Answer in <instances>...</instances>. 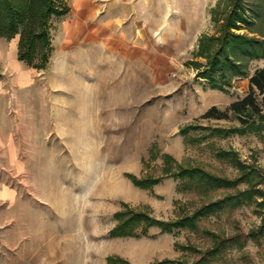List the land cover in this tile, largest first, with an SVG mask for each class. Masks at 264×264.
Wrapping results in <instances>:
<instances>
[{
	"label": "rangeland",
	"instance_id": "obj_1",
	"mask_svg": "<svg viewBox=\"0 0 264 264\" xmlns=\"http://www.w3.org/2000/svg\"><path fill=\"white\" fill-rule=\"evenodd\" d=\"M75 1L62 0L66 15L51 18L53 46L42 69L18 53L19 63L10 58L20 35L2 37L8 57L0 61L6 89L0 99V264H108L110 256L132 264L195 262L213 246L214 235L247 237L262 222L255 205L226 207L202 220L199 231L162 233L156 226L148 236L109 235L122 203L170 221L227 193L180 191L173 177L152 190L137 187L127 174L163 175V153L220 176L239 175L205 144L188 145L180 134L191 123H238L203 115L244 98L249 79H237L227 90L212 88L194 64L206 62L197 55L201 37L219 31L212 10L229 0H91L96 10L83 22ZM244 1L251 22L235 31L264 38V0ZM82 23L86 33L100 26L108 31L101 36L103 67L88 76L82 72L92 64L84 58L82 36L65 31L66 24ZM262 66L264 59L254 61L251 73ZM219 144L264 172L263 138L235 135ZM240 241L211 264H264V241L249 239L243 248Z\"/></svg>",
	"mask_w": 264,
	"mask_h": 264
},
{
	"label": "trees",
	"instance_id": "obj_2",
	"mask_svg": "<svg viewBox=\"0 0 264 264\" xmlns=\"http://www.w3.org/2000/svg\"><path fill=\"white\" fill-rule=\"evenodd\" d=\"M62 0H0V37L12 39L20 35L18 58L35 68H44L52 51L51 18L64 16L66 9H61ZM244 0L220 2L213 10V21L219 24V31L214 35H203L200 39L198 57L206 62H194L199 68L198 76L206 79L212 88L227 90L237 79H249L248 94L233 102L228 110L213 106L204 115L206 119H235L238 123L230 126H211L191 123L180 129L188 145L205 144L218 159L228 161L240 172L235 178L215 174L202 164L179 162L173 155L163 153V175L147 174L138 177L129 173L127 176L142 189L152 190L164 178L173 177L180 181V191H198L209 194L215 190H226L219 199L211 200L191 213L181 215L175 220L165 221L153 217L150 212L133 208L122 203L123 209L116 212V226L110 231V237L148 236L152 227H159L162 233H174L178 229L199 231L201 221L211 215H217L226 207L236 209L246 205H255L262 217L261 224L251 229L247 237H242L241 248L249 239L258 244L264 241V172L240 160L235 150L219 144L220 140L232 136L255 135L264 139V66L251 73L254 61L264 59V38L238 33L242 24H250L249 9ZM230 113L232 116H230ZM152 158H158L152 149ZM245 184L244 188L240 185ZM214 244L195 262L182 259H163L150 264H211L213 259L223 255L224 250L240 237L222 238L214 235ZM186 250L187 246L182 247ZM108 264H132L119 256L108 257Z\"/></svg>",
	"mask_w": 264,
	"mask_h": 264
},
{
	"label": "crops",
	"instance_id": "obj_3",
	"mask_svg": "<svg viewBox=\"0 0 264 264\" xmlns=\"http://www.w3.org/2000/svg\"><path fill=\"white\" fill-rule=\"evenodd\" d=\"M96 6V5H95ZM94 6V7H95ZM93 7L92 1L89 0V5L87 6V12L86 15L83 17L84 19H89L91 17V14L96 10ZM97 7V6H96ZM94 16V15H92ZM83 22V21H82ZM79 26V25H78ZM82 29L80 31H76L74 26L71 32H68V37H75L76 35L78 37H81V39H83V43H82V48H83V52H84V58L91 61V67H88L86 69V71L82 72L83 75L88 76V74H92L99 69H102L103 67V63L102 61H104L105 55L104 53L106 52L105 50L106 48V43L105 41L102 40L103 35H105V33L108 31L105 30V26H100L97 28H94L92 32H88L86 33L85 29L88 27L87 25L85 26V24L82 23ZM106 31V32H105ZM67 37V38H68ZM4 39L2 37H0V61L3 62L4 60H6L7 56V52H8V46L5 47V44L3 45L2 41ZM71 39H65V43L69 42ZM80 41V39L78 40ZM18 42L19 39L14 38L13 39V43H12V48H11V54H10V58L15 62V63H19V60L17 59V53H18ZM66 43V44H67ZM112 50V48H111ZM109 50V51H111ZM111 56H115L116 55V51L115 49H113V51L110 52ZM92 61H96V64L94 65ZM4 92H6V89L4 88V86L2 85V83H0V99L4 94Z\"/></svg>",
	"mask_w": 264,
	"mask_h": 264
},
{
	"label": "bare ground",
	"instance_id": "obj_4",
	"mask_svg": "<svg viewBox=\"0 0 264 264\" xmlns=\"http://www.w3.org/2000/svg\"><path fill=\"white\" fill-rule=\"evenodd\" d=\"M89 5V0H76L75 1V4H74V8L76 9V14H77V18L79 20H83V17L86 15V10H87V6ZM82 25H79L77 27H74L76 28L75 30L76 31H80L82 29ZM73 29V27H71L70 25L66 24V28H65V31L66 32H71Z\"/></svg>",
	"mask_w": 264,
	"mask_h": 264
}]
</instances>
